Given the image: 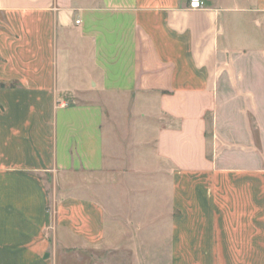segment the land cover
<instances>
[{
  "label": "crops",
  "instance_id": "crops-1",
  "mask_svg": "<svg viewBox=\"0 0 264 264\" xmlns=\"http://www.w3.org/2000/svg\"><path fill=\"white\" fill-rule=\"evenodd\" d=\"M204 1L0 0V264H101L150 162L171 264H264V0Z\"/></svg>",
  "mask_w": 264,
  "mask_h": 264
},
{
  "label": "rangeland",
  "instance_id": "rangeland-1",
  "mask_svg": "<svg viewBox=\"0 0 264 264\" xmlns=\"http://www.w3.org/2000/svg\"><path fill=\"white\" fill-rule=\"evenodd\" d=\"M147 166L142 169L146 174L136 173L126 190L128 196L126 192L116 194L120 204L112 213L121 227L116 229L117 243L95 255L101 264H171L173 210L168 166L162 169L154 162Z\"/></svg>",
  "mask_w": 264,
  "mask_h": 264
},
{
  "label": "built area",
  "instance_id": "built-area-1",
  "mask_svg": "<svg viewBox=\"0 0 264 264\" xmlns=\"http://www.w3.org/2000/svg\"><path fill=\"white\" fill-rule=\"evenodd\" d=\"M203 7H205V3L202 0H190L191 9H200ZM76 23L79 24L80 21H77Z\"/></svg>",
  "mask_w": 264,
  "mask_h": 264
}]
</instances>
